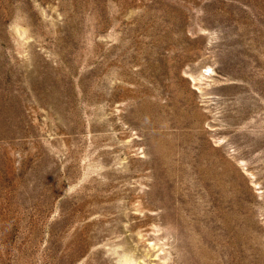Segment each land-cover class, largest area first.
I'll use <instances>...</instances> for the list:
<instances>
[{
	"label": "rangeland",
	"instance_id": "374dc122",
	"mask_svg": "<svg viewBox=\"0 0 264 264\" xmlns=\"http://www.w3.org/2000/svg\"><path fill=\"white\" fill-rule=\"evenodd\" d=\"M0 264H264V0H0Z\"/></svg>",
	"mask_w": 264,
	"mask_h": 264
}]
</instances>
